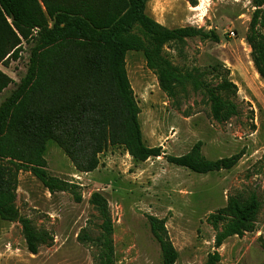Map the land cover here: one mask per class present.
Wrapping results in <instances>:
<instances>
[{"label":"rangeland","instance_id":"obj_1","mask_svg":"<svg viewBox=\"0 0 264 264\" xmlns=\"http://www.w3.org/2000/svg\"><path fill=\"white\" fill-rule=\"evenodd\" d=\"M103 5L105 0H94ZM255 0H149L147 14L169 28L194 27L212 34L209 39L170 43L164 55L182 72H205L203 80L217 88L227 77L236 87L219 90L228 104L227 119L212 116L211 103L191 83L178 85L169 96L144 55L129 52L128 77L141 110L139 122L144 144L161 147L162 156L137 162L125 146L105 143L97 155V168L77 169L59 140L87 136L94 116L102 119V105L109 97L107 77L96 89L88 78L90 68H80L81 51L65 45L52 58L47 79L30 94L28 138L44 142L48 176L55 180L50 192L30 165L21 170L0 161V181L15 195L18 218H0V264H102L103 240L109 225L115 264H162L151 217L164 223V234L179 253L176 264H205L217 251L219 264L264 262V80L258 74L247 42L256 12ZM264 39V27H257ZM30 46L8 68L0 66L14 83L0 95V103L15 91L28 71ZM217 70V71H216ZM228 72V73H226ZM90 75V74H89ZM81 128L85 131L81 132ZM201 142V154L217 161L243 153L231 170L200 175L169 163L166 156L190 153ZM96 147L78 153L87 165ZM255 197L258 211L242 236L227 239L215 248L218 232L232 220L227 217L216 230L209 217L240 206ZM105 207V210H104ZM23 221L37 236L38 253L29 251Z\"/></svg>","mask_w":264,"mask_h":264},{"label":"trees","instance_id":"obj_2","mask_svg":"<svg viewBox=\"0 0 264 264\" xmlns=\"http://www.w3.org/2000/svg\"><path fill=\"white\" fill-rule=\"evenodd\" d=\"M149 0H105L99 5L94 0H0V64L8 68L11 62L18 61L24 45L30 46L28 71L22 77L15 91L9 92L0 103V161H9L17 170L22 165H30L35 176L50 192L56 189V182L46 171L45 140L28 138L30 115L28 105L30 94L47 79V68L52 58L67 44H74L81 51L80 68H90L88 78L100 81L94 83L99 88L106 75L109 97L102 105V119L94 116L87 136L92 140L90 147H96L87 165H82L78 153L83 151L84 140L74 142V135L67 133L66 139L59 140L75 167L90 172L97 168V155L105 143H119L127 149L137 162H146L162 156V148H150L144 144L139 122L141 110L136 102L128 77L126 58L129 52L144 55L147 68L153 71L160 86L169 96L175 95L178 85L191 83L195 90L201 91L211 103L212 116L221 123L227 119L228 104L219 95V90H232L237 87L223 78L217 88L203 80L205 72L199 70L182 72L164 55V48L170 43H180L185 39H209L212 34L194 27L169 29L147 14ZM256 12L250 24L247 42L252 49L254 66L264 80V39L257 27H264V0H255ZM217 71V70H216ZM228 73V72H226ZM90 74V75H89ZM14 83L13 78L0 70V95ZM82 134L85 133L81 128ZM202 143L180 157L166 156L169 163L186 168L194 173L206 175L233 169L242 159L243 153L217 161H210L201 154ZM0 181V218L14 222L18 218L14 205L15 195ZM105 210V207H104ZM258 211L255 197L244 206L237 202L219 210L209 217V222L217 230L220 223L231 217L232 220L218 232L215 248L233 236H242L246 225ZM152 233L159 243L162 264H176L179 253L164 234V223L151 217ZM29 251L38 253L37 236L23 221ZM111 225L103 240L102 264H115L114 250L110 236ZM220 254L215 251L208 256L205 264H219ZM264 264V262L262 263Z\"/></svg>","mask_w":264,"mask_h":264},{"label":"crops","instance_id":"obj_3","mask_svg":"<svg viewBox=\"0 0 264 264\" xmlns=\"http://www.w3.org/2000/svg\"><path fill=\"white\" fill-rule=\"evenodd\" d=\"M158 23H160V21L159 20H156ZM161 24V23H160ZM0 66H2L1 64H0ZM0 70H1V68H0ZM3 71V70H2ZM4 72V71H3ZM2 95V94H1Z\"/></svg>","mask_w":264,"mask_h":264}]
</instances>
